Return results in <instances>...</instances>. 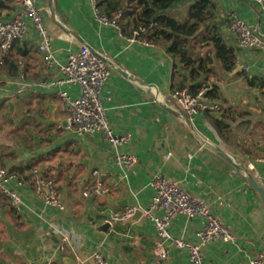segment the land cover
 <instances>
[{
    "label": "crops",
    "instance_id": "0c3cea01",
    "mask_svg": "<svg viewBox=\"0 0 264 264\" xmlns=\"http://www.w3.org/2000/svg\"><path fill=\"white\" fill-rule=\"evenodd\" d=\"M194 1L179 0L168 13L184 21ZM214 2L213 25L235 50V70L249 66V72H226L207 44L190 54L203 62V70L192 79L175 63L167 45L146 43L143 37L130 43V19L120 21V31L100 21L92 0H36L52 37L56 65H46L34 29L16 43L3 63L0 57V166L23 182L12 184L23 201L21 212L11 208L0 192V264H65V258L94 264L91 257L96 251L110 264H155L154 223L147 218L136 223L113 221L110 214L128 207L147 209L157 175L202 199L236 236L233 243L208 244L203 250L205 264H250L264 252V203L249 181L253 176L264 187V163L257 161L264 157V90L251 86V80L264 81V52L240 49L236 36L227 30L229 15L236 13L257 27L264 39L262 7L243 0ZM20 10L14 3L1 17L11 20ZM83 46L105 55L114 67L101 96L111 127L131 137L118 150L138 160L127 177L103 134L80 137L74 128L49 123L51 107L62 104L60 88L38 85L57 78L58 64H65ZM122 71L149 85L150 93ZM24 81L34 85L31 90L20 89ZM183 81L188 88L216 89L215 100L223 105V112L193 119L178 113L171 93ZM61 89L72 99L81 96L78 86ZM62 115L66 117L64 111ZM213 118L228 128L219 131ZM34 170L54 181L64 210L47 205L36 194ZM97 178L108 190L102 197L94 194ZM92 220L100 225L110 221L109 234L99 233ZM203 228L202 218L180 215L169 231L174 238L196 245ZM169 252L166 264H193L188 252L172 246Z\"/></svg>",
    "mask_w": 264,
    "mask_h": 264
},
{
    "label": "built area",
    "instance_id": "2783aa9c",
    "mask_svg": "<svg viewBox=\"0 0 264 264\" xmlns=\"http://www.w3.org/2000/svg\"><path fill=\"white\" fill-rule=\"evenodd\" d=\"M246 3L256 2L262 7L264 22V0H243ZM96 7V0H92ZM15 4L21 7L20 12L11 20H4L0 17V57L2 63L6 60L13 47L19 41L28 37L30 30L34 29L39 38V51L44 56V61L49 68L56 65L52 51V37L46 25L43 12L36 5V0H16ZM97 12V8H96ZM99 14V13H98ZM123 11L116 13L112 19L99 15L104 25L113 26L121 31L120 21L123 18ZM227 30L237 38L238 47L242 50H259L264 52V39L257 27L250 26L242 21L236 13H231L227 20ZM141 37L140 31L133 32L128 38L130 43L137 42ZM147 43V41L145 40ZM57 78L50 82L41 83L38 86L49 90L60 88L58 96L62 100L63 111L66 113L70 128H74L80 137L87 134L101 133L105 141L116 151L115 161L124 171L127 177L129 171L138 163L134 155L121 154L119 148L130 142L128 134H119L111 127L107 116V108L102 99V91L113 73L114 67L110 60L100 53L83 46L79 51L71 53L65 64H58ZM249 72V66L241 67ZM75 85L81 89V96L72 99L61 87ZM22 91H29L34 85L19 83ZM36 87V86H35ZM210 86H204L193 91L190 88L176 89L172 91L171 98L175 101L176 110L193 119L202 113L221 114L223 105L212 97ZM169 154L166 159L171 158ZM264 163V157L257 160ZM98 176V173H95ZM22 186L23 182L19 177L0 166V192L9 201L11 208L21 212L23 201L19 192L12 188V184ZM33 186L35 192L44 202L52 207L64 210L56 185L50 178L40 175L37 170L33 171ZM155 195L147 209L142 207H128L124 211H111L113 221L131 220L137 211L144 213V218L152 221L156 228V243L153 249L155 264H166L170 258L169 246L186 251L193 264H205L203 250L213 242L233 243L236 236L218 218L212 215L206 203L191 196L179 183L167 180L157 175L152 181ZM94 194L102 197L108 190L97 178L94 187ZM88 197V195H86ZM184 215L189 219L202 218L204 228L198 233V243L192 245L187 241L174 238L170 233V227L174 221ZM91 260L94 264H110L100 251L93 253ZM45 264H54L49 261ZM250 264H264V252L254 256Z\"/></svg>",
    "mask_w": 264,
    "mask_h": 264
},
{
    "label": "trees",
    "instance_id": "16d2710c",
    "mask_svg": "<svg viewBox=\"0 0 264 264\" xmlns=\"http://www.w3.org/2000/svg\"><path fill=\"white\" fill-rule=\"evenodd\" d=\"M16 0H0V17L9 10ZM179 0H96V8L101 15L112 19L123 11V19H130L132 32L138 30L146 41L168 46V51L177 65L187 70L192 79L203 70L202 61H196L190 54L204 45L215 52V59L224 70L232 73L236 68L235 50L229 46L219 29L213 25L217 5L214 0H195L189 7L186 19L181 21L168 12ZM123 30V29H122ZM186 81V79H185ZM251 86L264 90V81L251 80ZM185 82H179L173 90L185 88ZM196 91L200 86L189 87ZM216 99V89H212ZM213 125L219 131L228 127L225 122L213 118Z\"/></svg>",
    "mask_w": 264,
    "mask_h": 264
},
{
    "label": "water",
    "instance_id": "95a60500",
    "mask_svg": "<svg viewBox=\"0 0 264 264\" xmlns=\"http://www.w3.org/2000/svg\"><path fill=\"white\" fill-rule=\"evenodd\" d=\"M242 70L241 67H238L236 70H235V73H238ZM123 72V71H122ZM121 72V73H122ZM123 74L128 77L129 79H132L133 77H131L130 75H128L127 73H124ZM136 82H138V84L140 85V87L146 91V92H149L150 93V87L149 85L139 81L137 78H133ZM159 101V103L161 104H165L164 101H162L161 99L157 100ZM62 112H63V106L62 104H57L53 107H51V114H52V117L51 119L49 120V123L50 124H57L61 127H69V123L67 121V119H65L62 115ZM178 113L181 114V112L177 111ZM187 119V117H186ZM217 153H219L221 156L225 157L226 159H229L230 160V157L224 153L223 151H216ZM249 181H250V184L252 185L253 189H255L261 196L262 198V201L264 203V187L263 185H261L260 183H258L253 176H249ZM144 218V213L142 211H137L134 216L132 217V221L133 222H139L140 220H142ZM92 223H93V226L94 228L101 234H104V235H107L109 234L113 224L110 222V221H107L105 222L104 224L100 225L98 224L97 222L93 221L92 220ZM64 263L65 264H77L76 262L72 261L71 259L69 258H65L64 259Z\"/></svg>",
    "mask_w": 264,
    "mask_h": 264
}]
</instances>
